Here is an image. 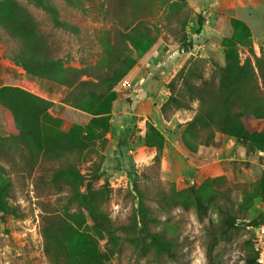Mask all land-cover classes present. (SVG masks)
I'll list each match as a JSON object with an SVG mask.
<instances>
[{"label":"rangeland","instance_id":"374dc122","mask_svg":"<svg viewBox=\"0 0 264 264\" xmlns=\"http://www.w3.org/2000/svg\"><path fill=\"white\" fill-rule=\"evenodd\" d=\"M247 1L209 0L197 12L188 0H0V264H50L43 215L64 212L57 200L71 188L65 174L52 178L49 162H22L12 109L32 104L33 96L51 103L41 129L81 176L75 187L84 227L92 224L86 208L104 213V264H246L252 226L264 213V118H250L255 136L217 132L214 144L194 143L184 130L200 102L189 109L167 102L181 88L178 73L195 60L204 79L218 76L229 44L264 90L257 66L264 60V0ZM216 8L220 27L211 18ZM187 17L183 28L179 20ZM138 36L155 38L143 54L133 45ZM30 43H38L36 53ZM34 54L62 59L65 69L88 67L83 79L94 81L123 70L126 55L135 64L114 86L117 97L104 118L94 114L95 101L83 109L67 101L70 89L52 80L59 71L27 73L15 60ZM80 123L91 124L82 151L71 149L76 135L67 134ZM224 204L236 216L227 237L217 226ZM149 232L167 245H154Z\"/></svg>","mask_w":264,"mask_h":264},{"label":"trees","instance_id":"16d2710c","mask_svg":"<svg viewBox=\"0 0 264 264\" xmlns=\"http://www.w3.org/2000/svg\"><path fill=\"white\" fill-rule=\"evenodd\" d=\"M188 21V17L186 20H179L183 28L186 27ZM199 23L203 24L202 16L199 17ZM142 25L143 22H138L136 28L143 29ZM154 40L155 38L143 37L142 39L138 36L134 39L133 45H136L139 54H143L152 46ZM30 46L29 49L35 53L39 50L38 43H30ZM229 46L230 49L226 51V65L218 76L215 74L210 80L204 79L199 72L197 67L199 61L194 59L193 67L184 66L178 73L181 80L178 95L170 96L167 102L175 104L177 108L187 109L191 108V102L195 100L200 102L195 116L187 123L184 130L185 136L193 139L194 143L200 140L203 144H214L217 132L235 137L248 134L255 136L257 132L252 129L250 118L252 116L264 118V90L257 82L256 72L250 62L241 64L238 55L232 51L233 46L230 44ZM15 60L27 73L45 75L46 73L53 74L54 70L59 71L58 75L52 76L54 78L52 80L70 89L67 101L80 109L85 108L86 103L95 101L97 104L94 114H104V118L110 113V106L117 97L114 86L135 64V58L126 55L123 70L104 72L97 77L98 81H94L90 78L83 79V76H90L88 67L65 69L62 59L52 60L50 57L38 59L34 54L32 59L17 57ZM191 63L193 61H190ZM257 66L264 87V60L259 59ZM33 101L32 104L16 105L12 109L19 129L16 136V147L20 152L22 162L32 168L34 160L35 162L39 160L49 162L52 178L65 174L66 182L71 185L69 193L57 200L58 203L63 202L64 212L55 214L50 212L43 215L42 236L50 264H104V258L108 257L101 248V240L104 239V213L95 207L86 208L92 224L90 227H84L85 217H82V207L75 187V182L80 181L81 176L77 173L75 164L69 161L64 163L57 147L53 146L54 138L51 135H45L41 129V118L47 114L51 103L34 96ZM103 106L104 109H102ZM72 132L76 135L77 142L71 149L84 150L91 132V124H76L67 134ZM185 136L182 139H185ZM188 148L191 150L189 146ZM88 190H91L90 186ZM143 199L144 195L140 200L141 219L145 218ZM71 205L77 207V211L71 213L69 211ZM218 211L220 214L217 225L220 230L219 234L227 237L236 226V216L232 208L225 204L221 205ZM148 234L154 245L160 246L161 244L162 247L167 245V241H160L159 234L150 232ZM165 251L168 256L177 259L176 251L168 249ZM246 264H257L254 249L253 254L246 258Z\"/></svg>","mask_w":264,"mask_h":264},{"label":"built area","instance_id":"2783aa9c","mask_svg":"<svg viewBox=\"0 0 264 264\" xmlns=\"http://www.w3.org/2000/svg\"><path fill=\"white\" fill-rule=\"evenodd\" d=\"M252 229L254 232L252 245L256 253V263L264 264V213L260 223L258 225L252 226Z\"/></svg>","mask_w":264,"mask_h":264},{"label":"crops","instance_id":"0c3cea01","mask_svg":"<svg viewBox=\"0 0 264 264\" xmlns=\"http://www.w3.org/2000/svg\"><path fill=\"white\" fill-rule=\"evenodd\" d=\"M189 1V3H190V5L194 8V10H196L197 12H201V10H202V8L204 7L203 5H204V3L205 2H208L209 0H188ZM214 1V0H213ZM256 1V0H255ZM257 2V1H256ZM253 3H255V2H253V1H250V0H248L247 1V4L248 5H251V4H253ZM206 5V4H205ZM230 7L229 8H231V5H229ZM216 11H217V8L216 9H214V13H213V15H211V18H212V21L214 20L215 21V25H214V27H220V26H218L217 25V21H218V18L220 17V14L219 13H216ZM241 13H243L245 16H247L249 19H251V16L248 14H245V11H242ZM208 22H210L211 23V19L209 18L208 19ZM208 25H209V23H208ZM210 26V25H209ZM215 29V28H214ZM220 29H222V28H220ZM217 32H221V31H219V28H216L215 29ZM185 59H182V62L184 61ZM136 73H139V72H136ZM151 74V73H150ZM150 76H145V77H142V80H150ZM149 80L148 81H146V82H144L146 85L148 84V82H149ZM152 82V81H151ZM153 96H150L149 98L151 99V100H154V98L156 97L153 93H151ZM144 96V95H143ZM160 106V105H159Z\"/></svg>","mask_w":264,"mask_h":264}]
</instances>
